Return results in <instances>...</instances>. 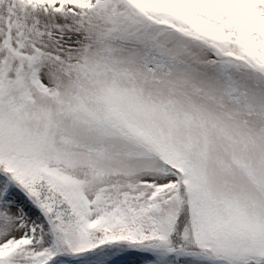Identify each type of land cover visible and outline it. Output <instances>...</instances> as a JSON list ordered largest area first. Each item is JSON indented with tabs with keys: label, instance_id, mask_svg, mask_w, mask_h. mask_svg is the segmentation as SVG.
I'll list each match as a JSON object with an SVG mask.
<instances>
[{
	"label": "snow or ice",
	"instance_id": "snow-or-ice-1",
	"mask_svg": "<svg viewBox=\"0 0 264 264\" xmlns=\"http://www.w3.org/2000/svg\"><path fill=\"white\" fill-rule=\"evenodd\" d=\"M0 264H264V0H0Z\"/></svg>",
	"mask_w": 264,
	"mask_h": 264
}]
</instances>
